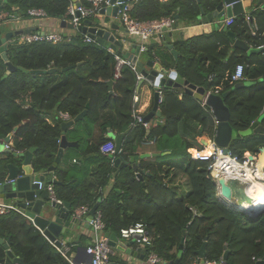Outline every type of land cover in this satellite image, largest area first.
Masks as SVG:
<instances>
[{"label":"trees","instance_id":"trees-1","mask_svg":"<svg viewBox=\"0 0 264 264\" xmlns=\"http://www.w3.org/2000/svg\"><path fill=\"white\" fill-rule=\"evenodd\" d=\"M69 1L7 0L0 5V11L10 13L11 7L17 6L26 16L27 9L41 8L47 16L63 18ZM80 1L90 6L87 0ZM220 1L137 0L129 13L140 21L178 14L182 22H195L201 7L205 13H211ZM256 6L252 12L257 27L254 34L243 14L233 18L228 30L252 48H261L260 53L248 54L233 48V39L227 31L175 41L173 45L179 53L177 60L164 42L157 43L153 50L151 47L155 44H152L146 50L150 58H157L166 69H175L188 83L203 87L207 92L217 90V94H225L223 101L229 109V124L234 131L229 150L240 159L246 152L255 155L264 147L262 134L238 135L258 118L264 126V116H261L264 107V9L259 8V4ZM92 17L88 19L95 20ZM115 52L121 54L118 49ZM7 55L16 66L42 71L23 73L16 70L1 79L5 64L0 58V140L12 133V152L35 147L31 164L36 171L46 170L54 162L63 121L58 113L74 118L85 109L87 102L89 108L84 118L66 134L68 138L73 136L80 139L78 142H85L81 151L83 157L98 155L100 161L96 170L101 175V187L109 185L113 174L112 156H102L99 152L101 145L112 141L105 136L108 128L116 135L129 130L116 156L122 160L145 150L142 145L145 140H153L151 150L160 153L142 160V168L148 174L141 178H137L131 168H121L112 181L111 190L104 195L89 193L92 184L81 175L84 169L76 165L68 170L56 167V180L52 184L54 196L69 203L71 211L80 206L97 205L104 231L114 232L118 237L120 229L136 222L143 223L153 238L151 249L162 262L179 258V264H189L198 257L197 251L203 244L205 260L219 259L225 252L226 264H257L256 260H264V211L249 218L218 200L216 184L207 170L209 162L193 159L188 152L189 148L201 147L200 139L210 138L215 132L212 114L195 98L185 92L179 97L180 88L163 86L160 103L163 123L146 130L142 124L131 125L136 73L124 66L121 77L114 79L113 54L94 41H84L80 31L69 38L63 36L56 44L15 43L8 47ZM239 63L244 67L245 79L256 83L233 89L236 82L230 79ZM49 68L56 70L46 72ZM64 68L68 69L63 71ZM109 81H112L111 87ZM82 126L86 132L83 137L80 135ZM14 127H17L15 131ZM15 160L11 154H6L3 162ZM2 176L0 168V179ZM69 177L72 181L66 180ZM183 232V247L179 250ZM0 238L9 240V249L23 264L64 263L58 248L20 212L0 215ZM5 258V249L0 244V264H5ZM108 260V264H124L111 255Z\"/></svg>","mask_w":264,"mask_h":264},{"label":"water","instance_id":"water-1","mask_svg":"<svg viewBox=\"0 0 264 264\" xmlns=\"http://www.w3.org/2000/svg\"><path fill=\"white\" fill-rule=\"evenodd\" d=\"M116 0H110V5L102 7L98 16H101L100 20H89L85 19V25L78 27L77 31H80L82 34H86L89 38L94 40L95 43L103 46L104 48H109L113 51H116L121 45V41L116 37L112 30L117 31L118 25L107 21V16L115 17L117 14V6L113 5ZM121 1V0H120ZM199 2V0H197ZM7 0H0V5L5 4ZM259 3L262 4L264 9V0H259ZM243 12L242 0H221L214 11L211 13H205L202 7L200 8V15L198 16L203 22L211 21L212 18L219 20L220 24L224 23L225 18H230L237 16ZM17 17L10 21L18 19ZM22 15V12H20ZM105 16V17H104ZM175 23L172 25L171 30L163 29L165 35L161 42L165 43V48L170 50L173 54L174 59L177 60L178 52L173 49V45L170 43V38L172 35V30H174L179 21V15H174ZM9 22L7 20L0 22V58L5 64V72L2 75L1 79H5L8 75L16 70H19L23 73H39L40 70H27L21 66H16L13 64L7 55V50L12 41L17 40L20 35L28 30L17 28V25L11 23L8 27H4V23ZM18 21H16L17 23ZM62 26H67L72 28L70 23H67L65 20L62 21ZM224 30H227V25L223 27ZM121 32L127 34V30L123 27L120 29ZM228 34L231 35L233 39V46L247 49L248 45L236 38L235 34L231 33L229 30ZM134 54H124L123 57L131 60L135 64L137 72L141 75V79L138 81L137 87H139L143 81L147 80L149 83L153 84L155 88H161L163 86L181 88L183 91L191 95L196 100H201L205 94V89L203 87H198L193 84L188 83V81L180 78L176 72H172L169 69H166L161 66L157 58H150L145 62V64L137 60L139 54V45L134 46ZM148 67L150 70H146L145 67ZM68 68H64L67 70ZM56 68H49L46 72H53ZM112 81L108 82L109 87H111ZM243 86L241 82H236L233 89ZM225 94H214L210 93L206 96L205 103L209 107L211 114L215 120V132H214V142L217 146L224 147L225 151L228 150L229 144L234 137V131L229 124L230 112L228 107L224 104L223 97ZM154 103L151 109V112L146 114L143 117L144 122H149L151 117L156 114L160 115V110L158 109L159 104V91H154ZM89 108V102L86 103L85 109L74 118H69L68 120H63L61 123V136L57 139L58 149L55 155L53 164L43 171H36L31 164L33 154L36 151L35 147H30L25 151H13L10 148H6L4 143L9 142V138L12 133H10L6 138L0 140V168L3 174L0 179V201H7L8 203L14 204L18 212L27 217L33 225L39 229L42 235L55 247L60 248L62 245L63 239L66 234L73 232L76 228H79L82 225V220L79 217H76L70 210V204L63 202L62 205L57 204L51 197L50 192L47 188L48 184L54 183V180H51L55 168L61 161L62 152L67 147L76 146L75 141H70L66 132L72 130L74 124L84 118L87 109ZM261 118L254 120L249 128L243 131H239V136H249L252 134H262L264 135V126L260 124ZM17 127L13 128L15 131ZM106 137H110L114 140L115 154H118L121 150V145L124 140L125 135L129 132L127 130L124 134H113L110 129L107 130ZM203 145H207L206 140H201ZM260 157L264 158V147L259 149ZM168 153V152H165ZM162 153V154H165ZM6 154H11L15 161L3 162L6 159ZM160 153H142L139 155L129 156L128 160H122L120 157H115L112 164V171L118 172L123 167L131 168L136 175L141 178V175L145 173V170L140 164V159L156 157ZM254 156L250 155V159H253ZM264 166L262 167V170ZM218 184L220 185V192L222 197L220 200L223 202H228L229 207L235 211L242 212L249 218L258 215L260 212L264 211V207L260 208L254 212H248L243 208L244 205H249L253 203V198H251L247 192L246 187L247 182L237 179V178H218ZM97 205H94L90 208L88 215L93 216ZM87 221V220H86ZM87 225V226H86ZM85 226L88 227V222L85 223ZM184 235L181 238L180 244L178 246L179 250L183 247ZM104 236L107 238V246L110 249L124 250L125 243L119 239V237L113 232H105ZM133 242V241H132ZM134 243V242H133ZM0 244H2L5 249L6 258L5 264H23V261L14 256V254L9 249V240L4 241L0 238ZM77 251H85L86 248L79 247ZM136 251H142L141 248H137ZM197 255L202 259L201 264H203V259L205 258L204 244L197 251ZM89 256V262L91 256ZM223 259L226 263L227 252L224 253ZM75 264V262H73ZM178 260L162 262L161 264H177ZM146 264V263H145ZM257 264H264V260H260Z\"/></svg>","mask_w":264,"mask_h":264},{"label":"built area","instance_id":"built-area-1","mask_svg":"<svg viewBox=\"0 0 264 264\" xmlns=\"http://www.w3.org/2000/svg\"><path fill=\"white\" fill-rule=\"evenodd\" d=\"M90 3V6L84 5L80 0H70L69 5L66 8V11L63 15V20L70 23L72 28L78 30V27L82 25V21L85 19L94 16L95 13H98L102 7L110 5V0H87ZM136 0H116L113 5L117 6V15L122 21L124 28L127 30L129 36L137 37L139 39V52H145L147 50V43L150 38H155L158 40L163 39L165 35L164 28L167 30L172 29V25L175 23V19L172 16L162 18L160 20L152 21H140L133 18L129 11ZM27 15L30 17L42 18L46 17V12L41 8H29L26 11ZM14 15L9 12H0V22L5 20L14 19ZM249 21V18H246ZM233 21V18H227L225 20L226 25H230ZM255 33V31L253 32ZM264 36V33H263ZM83 39L86 42H93L86 34H83ZM63 40V36L60 32H29L23 33L18 37L19 44H30L34 42H49V43H59ZM108 50L113 54L115 60V66L113 71V78L117 79L121 77V69L124 66H128L136 73V86L138 81L141 79V75L137 72L136 66L128 58L118 54L115 51L108 48ZM244 67L242 64H236L233 73L231 75L230 82H241L245 80L244 77ZM161 94V90H159ZM211 92L205 91L201 100H198L200 106L205 111H210L209 107L205 103L206 96ZM214 94H217L215 90ZM160 98V97H159ZM161 101V99H160ZM138 102L137 96L133 95V120L131 122L132 126L137 124H142L143 126L148 125L147 122H144L143 116L140 115L136 110H134L136 103ZM261 116H264V107L261 111ZM60 117L63 120H68L70 117L66 113H61ZM215 121V120H214ZM212 148L210 151L205 152L206 148H194L195 152H190L193 159L208 161L207 170L216 184V194L222 197L220 192V185L218 184V178H237L243 180L247 183L251 180H257L264 184V172L261 169L263 177L258 176L257 170V159H250V153H245L243 158L240 159L236 155H233L231 151H225L224 147L217 146L213 136L208 138ZM6 148H9L8 144H5ZM100 150L103 153L110 154L112 157H115V147L113 141H108L100 146ZM190 150V149H188ZM75 161V160H74ZM47 188L50 192L52 199L57 203L62 205V201L57 199L54 196L52 184H48ZM223 202V201H222ZM226 203V202H225ZM227 204H229L227 202ZM246 206V205H244ZM243 206V208H244ZM90 208L87 206H80L76 209L73 214L76 217H86L88 224L92 227V243L86 247V253L91 256L90 264H108L109 263V250L106 244L105 238L102 237L104 230V223L101 220V213L95 210L92 217L88 215ZM12 211H18L14 204L11 203H0V215H5ZM119 237L124 240H131L135 244L141 246L146 253V264H161V259L153 252L152 244L153 238L151 234L147 231L145 225L141 222H136L135 224L120 229ZM203 264H226L223 257L214 260H205L203 259Z\"/></svg>","mask_w":264,"mask_h":264},{"label":"crops","instance_id":"crops-1","mask_svg":"<svg viewBox=\"0 0 264 264\" xmlns=\"http://www.w3.org/2000/svg\"><path fill=\"white\" fill-rule=\"evenodd\" d=\"M199 2H201V0H199ZM257 4L260 5L259 8L263 9L262 4L259 3V0H242L243 12L241 14H243L245 16V19L247 17L249 18V21H247V22H249L252 34H254L253 32L256 31V29H257L255 20L252 17V12L257 9V6H256ZM0 12H7V11L2 10ZM11 12H12V15H14V17H17L15 15V13H17L18 19L17 20L15 19L14 21L7 20L9 22L2 24V25H4V27H8L11 23H14L17 25V28H22V29L28 30L27 32H24V33L36 32V31L37 32H54V31H56V32H60L62 34V36H65L68 38L71 36H74L77 33V30H75L74 28H68L67 26L63 27L62 26V21H63L62 18H55V17H50V16L37 18V17H30L28 15H26V16L20 15V10L18 11L17 6L11 7ZM100 17L101 16H98V13H95L92 18H95L96 20L97 19L100 20V19H102ZM106 18H107V21L109 24L114 23V24L118 25V30L117 31L112 30V32H114L116 37L121 41V45L119 46L118 50H120V53L122 54V56L124 54H127V53L128 54H131V53L134 54L133 53L134 52V46L139 45V42H140L139 39L137 37L129 36L128 34L120 31V29L123 28L124 26H123L122 21L118 15H116L115 17H112V16L108 17L107 16ZM232 18H235V16H233ZM226 19L227 18L224 19V23H222V24H220L219 20L216 18H212L211 21H208L206 23L203 22L199 18L195 22H188V21L182 22L179 20L177 27L174 30H172L170 43L173 45V43L175 41L185 40V39H189L192 37H197L200 35L209 34L213 31H218V32L228 31V29H230V26H227V30L223 29V27L226 25V23H225ZM16 21H18V22L16 23ZM84 25L86 26L87 24H84ZM242 41H244V40H242ZM12 42H13L12 44H15V43L18 44L19 43L18 39L17 40L14 39ZM157 43H160V40L152 37L149 39V41L147 43V48L150 47V45L155 44L153 47H151L153 50L156 48ZM245 43L248 45L247 49H243L240 47H234L233 43L231 44V46L233 48H240V49L246 51V53H248V54L260 53L262 50L261 48H255L254 49L247 42H245ZM173 49L175 50L174 45H173ZM178 55H179V53H178ZM149 59H150V57H149L148 51L141 52V53L139 52V54L137 56V60L143 64H145V62ZM144 67H145V65H144ZM145 69L150 70L148 67H145ZM169 70L172 72L175 69L170 68ZM254 83H256V82L253 80H249V79H245L242 82V84L245 86H250ZM163 88L164 87L155 88L154 85L149 83L147 80L143 81V83L139 87L136 86V91L134 92V94L137 96L138 102L136 103L134 110H136L143 117L146 114H148L149 112H151V109H152V106L154 103V97H153L154 91L161 90V94L159 93L160 98H159V104H158V109L160 110V103L163 99ZM171 88L175 89L174 87H171ZM178 90L180 91L179 97H181L182 93L184 91L181 88ZM160 99H161V101H160ZM60 114H61V112L58 113L59 118H61ZM46 120H47V122L52 123L51 120H49V119H46ZM147 123H148L147 127L143 126L146 130H149V128L154 124H162L163 123V116L161 114V110H160V115L154 114L151 117L150 121ZM80 129L82 131L80 135L83 137L86 133L84 130L85 127L82 126ZM107 130L105 132V136L108 132ZM110 131L113 134H115L112 130H110ZM11 136L9 138V142L7 143L9 145V148H11L10 147ZM68 139L70 141H75L77 143V145L67 147L66 149L63 150L62 158H61V161L58 164L57 168H61L63 170H68L73 165H76L77 167H80L81 170L84 169L85 173L82 172L81 175L85 176L86 180H88V182H87L88 184H92V186L89 188V190H90L89 193H96V194L100 193L103 195L107 194L112 188V181H113L114 177L117 175V172H113V174L110 176L109 185L101 187L99 185V183L101 182V175L98 174V172L96 170V167L98 166V163L100 161L98 158V155L93 153V154L86 155L83 157L81 155V151L86 146L85 142L84 141L78 142V140H80V139L73 137V136L71 138L69 137ZM110 140H112L114 142V140L112 138H110ZM207 142H208L207 145H203L201 143V147L196 146V147H192L189 149L193 150L194 148H205V147H207L206 148V150H207L211 146L208 138H207ZM152 143H153V140L152 141L151 140L142 141V145H143L145 150L136 151L135 155H139L142 153H154L150 148ZM4 145H5V143H4ZM99 152H100V155H102V156H107V157L110 156L111 157L110 154L103 153L100 150V148H99ZM56 153H57V151H56ZM56 153H55V155H56ZM116 156L117 155H115V157ZM115 157H112V161L114 160ZM149 158H152V157H149ZM149 158L140 159L139 161H140L141 166H142V160L149 159ZM145 174H148V173L145 171V173H143L141 175V177H143V175H145ZM135 175H136V173H135ZM136 177L139 178L137 175H136ZM51 180H54V181L56 180V176H55L54 172H53V176H52ZM66 180L72 181V179L70 177L66 178ZM98 186H100V187H98ZM216 198L218 200H220V196H218L217 194H216ZM0 203H6L7 204L8 202L7 201H0ZM228 205H230V204H228ZM76 209H73L71 212L72 213L75 212ZM12 212H18V211H12ZM79 218L82 220V225L79 228H76L73 232L66 234L65 238L63 239L62 245L60 246V248H58L59 252L62 254V256L64 258V263H66V264H74L73 262H75V264H88V262H89L88 254L85 251H77V248H79V247L86 248L88 245H90L92 243V233H93L92 231L93 230L89 224H88V227H86L87 225L85 226V223L87 222L86 217H84V218L79 217ZM105 232L111 233V231H104L103 230L102 237L105 238V241L107 242V238L104 236ZM119 239L121 241H123L126 245L124 250L120 251L117 249H110L108 247L109 255L116 258L119 262H123L124 264H145L146 263V252H145L144 248L133 243L131 240H124L120 237H119ZM137 248H141L142 251H139V252L136 251ZM177 255H178V257H180V254H177ZM177 260H178L177 264H179V258H177ZM260 260L261 259L256 260V263ZM171 261H175V260H171ZM201 261H202V259H200L198 256L196 259H192L189 264H201ZM64 263H61V264H64Z\"/></svg>","mask_w":264,"mask_h":264},{"label":"bare ground","instance_id":"bare-ground-1","mask_svg":"<svg viewBox=\"0 0 264 264\" xmlns=\"http://www.w3.org/2000/svg\"><path fill=\"white\" fill-rule=\"evenodd\" d=\"M212 148V145L210 146L209 149L205 150V152L210 151ZM192 152H195V150H191ZM261 160L258 162L257 161V174L258 176H260L261 178L263 177V174L261 172L262 167L264 166V158L260 157ZM246 192L247 194L253 198V203L244 206L245 210H247L248 212H254L260 208L264 207V184L262 182H259L257 180H251V182L248 183L247 187H246Z\"/></svg>","mask_w":264,"mask_h":264},{"label":"rangeland","instance_id":"rangeland-1","mask_svg":"<svg viewBox=\"0 0 264 264\" xmlns=\"http://www.w3.org/2000/svg\"><path fill=\"white\" fill-rule=\"evenodd\" d=\"M96 15H97V14H96ZM1 78H2V77H1ZM201 140H206V141H207V138L202 137V138L200 139V141H201ZM188 152H189V153L192 152L191 149L188 150ZM254 156H255V158L257 159L258 162L261 160V158H260V152H258V153L255 154ZM261 162H262V160H261ZM215 193H216V191H215Z\"/></svg>","mask_w":264,"mask_h":264}]
</instances>
